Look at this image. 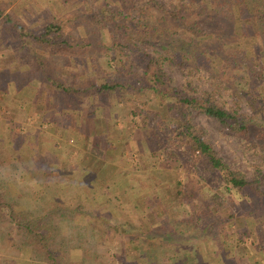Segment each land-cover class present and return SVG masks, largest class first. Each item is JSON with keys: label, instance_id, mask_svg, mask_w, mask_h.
<instances>
[{"label": "rangeland", "instance_id": "obj_1", "mask_svg": "<svg viewBox=\"0 0 264 264\" xmlns=\"http://www.w3.org/2000/svg\"><path fill=\"white\" fill-rule=\"evenodd\" d=\"M108 1L111 6L115 5L121 9L122 13L123 6L129 7V4H123L120 0H0V8L3 9V14L10 13L13 19L30 30H38L48 22H56L60 25L59 36L67 42L68 50L77 53L93 51L99 55V50L92 42L99 34L102 41L108 40L107 23L101 27L96 22H90L89 15L99 11L104 2ZM144 1L146 0H135L134 7ZM157 1L164 6L169 2ZM134 7L128 8L131 16L137 15V9ZM98 17L94 16L95 21ZM200 20L201 27L210 31L216 28L218 17L203 16ZM94 26V34L97 36L93 38ZM242 27L245 31L250 29L256 33L261 30L249 20L238 19L233 32L240 33ZM164 28L168 35L174 31L173 26L169 27L167 24H163ZM249 39L252 44L259 42L256 37L247 40ZM23 40L24 44L21 46L15 30L0 22V90L4 89V80L8 75L19 88L18 95H23L26 100L23 110L17 109L18 112L13 111V108H0V178L9 180L11 184L12 181L13 184L16 182V187L24 189L19 196L20 204L29 205L27 208L32 207L29 195L42 193V204L45 208L52 204L53 200H57L55 205L66 213L65 217L70 221L72 228L67 232L69 236L66 246H60V250L54 254L59 257L57 264H178L179 258L183 264H218L216 258L220 254H226L225 259L219 260L220 264H264V239H256L258 231L264 232V213L261 218L235 190L231 189V192L226 193L218 185L217 177L202 180L185 161L170 160L172 169L167 170L176 172L179 182L195 188L196 198L218 193L224 202V208L219 210L220 215L231 213L234 216L224 223H218L206 237H192L190 234H194V230H191L193 225L185 217L192 206L174 207L168 200L159 198L160 194H164V198H170L171 192L165 183L172 174L165 175L163 169L157 168L151 170L147 177L144 175L146 167L140 154L144 152L148 155L151 145L142 140L139 119L131 121L130 116L122 111L125 102L116 96L109 98L110 104L116 103L113 117L110 118L111 132L91 135L93 130L106 127L102 121L104 115H96L93 119L92 115L86 114L89 98H83L84 102L77 106L64 95H58L56 88L48 85L36 70L38 64L35 57L45 62L46 68L50 70L48 73L53 72L50 75H55L64 82L71 78L75 81L83 80L86 74H78L79 70L74 68L76 66H73V62H64L66 73L56 71L62 61L57 62L55 56L49 60L27 37ZM136 44L151 54L159 50L157 42L154 45L136 41ZM203 45L207 48L222 46L217 37L204 38ZM223 47L228 48L226 45ZM6 54L11 62L8 58L4 60ZM97 60V64H102V58L101 61L100 58ZM254 61L258 65V61ZM8 62L12 65L9 66L12 67L11 70L8 67L11 75L7 68L6 71L1 68V64ZM86 65L88 66L87 61ZM114 68L115 63L110 62L106 71L112 72ZM164 69L171 83L183 88L188 94L209 90L213 88L212 83H215V78H211L208 72L189 73L168 66ZM96 81L99 83L101 79L96 78ZM255 90L263 94L264 80L257 84ZM219 94L220 103L225 107L232 105L234 99L226 88L219 90ZM146 99L147 109L154 108L151 99L135 98L136 101ZM67 104L68 107H63ZM239 107L241 111L249 114L243 102ZM192 119L205 128L207 139L231 168L239 169L246 177H249L254 169H259L264 175V155L257 152V148L246 140L234 138L219 130L215 120L208 116L193 113ZM122 129L124 132L120 135ZM156 134L164 148L181 151L167 127L156 130ZM156 149H153V154L161 161L163 156L160 150ZM93 150L96 151L95 156L93 155L95 162H90ZM147 159L151 160L149 157ZM96 171L98 174L92 175ZM126 174L138 176L143 180L144 186L141 187L140 193L144 192L149 198L150 202L142 196L146 204H151L149 208H144L131 194L127 196L124 193V188L128 193L137 189L139 180L132 177L124 181L122 177ZM155 183L163 189L158 191L157 198L153 197L157 194L151 190ZM125 184L127 187H123ZM10 190L14 193L16 189L12 187ZM65 217L62 219L65 220ZM168 217L176 219L174 223L167 222L174 224L173 232L176 234L173 239H164L159 235L152 238V235L148 234L138 238L128 234V227L131 225L158 226ZM216 228H219L217 233ZM243 230L247 232L246 235L242 233ZM262 236L264 238V235ZM13 238L15 237L11 236V239ZM131 238L134 241H131ZM7 240V243H10L9 237ZM140 241L144 253L151 254L147 255L148 259L144 258L143 254H136L137 251L132 249L134 244H139ZM164 249L165 251H162ZM192 252L196 254H191ZM154 255H159V261L151 258ZM0 264L47 263L31 260L24 253L15 250L2 249Z\"/></svg>", "mask_w": 264, "mask_h": 264}, {"label": "trees", "instance_id": "obj_2", "mask_svg": "<svg viewBox=\"0 0 264 264\" xmlns=\"http://www.w3.org/2000/svg\"><path fill=\"white\" fill-rule=\"evenodd\" d=\"M120 1L129 4V7L123 6L124 13L117 6H111L108 1L104 2L99 11L91 12L89 15L90 22H96L101 27L107 23L108 40L102 41L99 34L92 42L99 50V55L93 51L77 53L68 50L67 42L59 36L60 25L56 22H48L38 30L26 29L13 19L10 13L2 15V8L0 22L15 30L21 46L24 44L23 39L27 37L41 50V54L47 55L49 60L55 56L57 62L62 61L56 71L66 73L64 62H73V66H76L74 68L79 70L78 74H86L83 80L75 81L71 76L70 80L64 82L55 75H50L53 72L48 73L50 70L46 68L45 62L35 57L38 64L36 70L41 73L48 85L56 88L58 95H64L77 106L84 102L83 98H89L86 114L92 115L93 119L96 115H104L102 121L106 127L93 130L91 135L111 132L110 118L113 117L116 103L110 104L109 98L116 96L125 102L122 111L130 116L131 121L139 119L142 140L151 145L148 155L144 152L140 154L146 167L144 175L147 177L151 170L157 168L163 169L165 175L172 174L165 183L170 189V198H164V194H160L159 198L168 200L174 207L192 206L189 213L185 214L186 219L193 225L191 230H194V234H190L192 237H206L210 231L213 232L218 223H224L234 216L231 213L220 215L219 210L224 208V202L218 193L196 198L195 188L179 182L176 172L167 170L172 169L170 160L185 161L202 180L217 177L218 185L226 193L231 192V189L238 192L262 218L264 175L259 169H254L250 176L246 177L239 169L231 168L207 139L205 128L193 121L192 114L208 116L215 120L219 130L234 138L246 140L257 148V152L264 155V92L260 94L255 90L257 84L264 80V0H169L166 6L157 0H146L136 7L135 0ZM132 7L137 9V15L131 16L128 8ZM212 15L218 17L216 28L204 30L200 18L203 16L210 18ZM94 16H99L96 21ZM238 19L249 20L261 30L256 33L250 29L245 31L242 27L240 33L233 32ZM163 24L173 26V33L166 34ZM94 33L95 26L93 38L97 36ZM207 37H217L222 46L205 47L203 39ZM252 37H256L259 42L249 43L251 39H247ZM135 40L154 45L157 42L159 50L151 54L138 47ZM223 45L228 48L225 49ZM97 58H100V61L102 58V64H97ZM254 59L258 61V65ZM110 62L115 63V68L112 72H107L106 68ZM165 66L189 73L208 72L211 78H215V83H212L213 88L209 90L188 94L183 88L171 83ZM96 78L101 79V82L98 83ZM225 88L234 99L232 105L228 107L219 102L221 95L219 90ZM136 97L151 99L154 108L147 109L148 100L136 101ZM241 102L245 104L249 114L240 110ZM68 106L69 104L63 107ZM164 127L168 128L181 151L168 150L162 146L156 130ZM123 132L124 129L120 130L119 134L122 135ZM154 147L160 150L163 156L161 161L153 154ZM91 154L90 162H95L93 155L95 156L96 151L93 150ZM132 177L135 180L139 179L138 188L129 193L124 188V193L127 196L131 194L135 201H139L144 208H149L151 204H146L142 196L150 202L149 198L144 192L140 193L141 187L144 186L143 180L131 174H126L122 178L126 181ZM9 183V180L0 178V251L15 250L24 253L31 260L57 264L59 257L54 254H57L60 246H66L69 236L67 232L70 231V227L72 228L70 221L65 217L66 213L55 205L57 200H53L52 204L45 208L42 204V193L29 195L32 207L27 208L29 205L20 204L19 196L24 189L16 187V182L13 184L12 181L13 186ZM156 184H153L151 190L157 194L153 197L157 198L158 191L163 189ZM128 186L130 189L131 186L129 184ZM12 187L16 189L14 193L10 190ZM63 217L66 219H62ZM168 221L174 223L176 219L168 217L158 226L131 225L128 227V234L137 237L148 234L152 235V238L159 235L164 239H173L176 234L173 232L174 224H167ZM217 232L219 228H216ZM180 233L181 230L178 234ZM242 233L247 234L245 230ZM262 235L264 232L258 231L256 239H264ZM11 236L15 238L11 239ZM8 237L10 243H7ZM130 240L134 241L132 238ZM141 241L139 244L136 242L132 249L137 251L136 254H143L144 258L148 259L147 255L151 254L144 253ZM158 257L159 255H154L151 258L159 261ZM178 264H183L180 258Z\"/></svg>", "mask_w": 264, "mask_h": 264}, {"label": "crops", "instance_id": "obj_3", "mask_svg": "<svg viewBox=\"0 0 264 264\" xmlns=\"http://www.w3.org/2000/svg\"><path fill=\"white\" fill-rule=\"evenodd\" d=\"M2 15H3V12H2ZM5 50L8 51L7 48H5ZM7 56L8 55L6 54V56L3 57L4 60H6L5 58H8ZM8 59H10V58H8ZM10 62H11V59H10ZM10 62L1 64V68H3V70L6 71L5 68L8 69L9 66H12L10 64ZM9 69L11 70L12 67H9ZM9 69H8V73H9V75H11L12 72H10ZM3 87H4V89L0 90V108L1 107L7 108L9 110L11 108H13L12 110L15 112H18V110H20V111L23 110V106L25 105L26 100L24 99L23 95H18V93H19L18 89L19 88H17L16 85L14 84L12 77H9L8 75H6ZM0 115H2L1 112H0ZM97 174H98V172L96 171L92 175H97ZM94 177H96V176H94ZM225 257H226V254H222V256H221V254H220V256L218 255V257L216 258V262L218 261V264H220L219 260L225 259Z\"/></svg>", "mask_w": 264, "mask_h": 264}]
</instances>
